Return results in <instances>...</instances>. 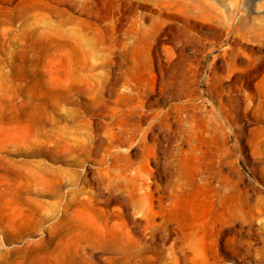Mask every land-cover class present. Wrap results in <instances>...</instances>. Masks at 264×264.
Listing matches in <instances>:
<instances>
[{"label": "rangeland", "instance_id": "rangeland-1", "mask_svg": "<svg viewBox=\"0 0 264 264\" xmlns=\"http://www.w3.org/2000/svg\"><path fill=\"white\" fill-rule=\"evenodd\" d=\"M0 264H264V0H0Z\"/></svg>", "mask_w": 264, "mask_h": 264}]
</instances>
